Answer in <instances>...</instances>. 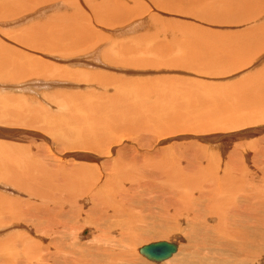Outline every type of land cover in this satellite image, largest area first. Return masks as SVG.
<instances>
[{"label":"rangeland","instance_id":"rangeland-1","mask_svg":"<svg viewBox=\"0 0 264 264\" xmlns=\"http://www.w3.org/2000/svg\"><path fill=\"white\" fill-rule=\"evenodd\" d=\"M2 1L0 264L78 258V248L155 264L139 248L181 252L178 232L131 236L159 216L180 220L192 193L229 172L263 193L264 0Z\"/></svg>","mask_w":264,"mask_h":264},{"label":"bare ground","instance_id":"bare-ground-1","mask_svg":"<svg viewBox=\"0 0 264 264\" xmlns=\"http://www.w3.org/2000/svg\"><path fill=\"white\" fill-rule=\"evenodd\" d=\"M3 1L0 0V10L4 9V6H6L7 4H3ZM30 2V1H29ZM28 2V3H29ZM16 3V2H15ZM22 3V2H21ZM27 3V4H28ZM26 4V3H25ZM26 4V5H27ZM31 6V5H30ZM104 6V5H103ZM124 7V6H123ZM69 8V7H68ZM2 12V11H1ZM0 12V13H1ZM74 18V17H73ZM60 19V18H57ZM76 19V18H75ZM74 19V20H75ZM71 20V19H70ZM57 21V20H55ZM72 22L74 23V21L72 20ZM52 25L54 24V22L51 23ZM74 25H76L74 23ZM53 27V26H52ZM75 28V27H74ZM78 28V26H77ZM64 31V30H63ZM42 32V31H41ZM51 35V34H50ZM63 35V34H61ZM52 37V36H50ZM46 40V39H45ZM52 40V39H51ZM51 40H46L48 43L49 41L51 42ZM43 41V40H42ZM49 42V44H50ZM45 43V44H46ZM26 45V43H23ZM54 44V43H53ZM24 45V46H25ZM56 45V44H54ZM64 46V45H63ZM62 46V47H63ZM30 47V45H29ZM68 47V46H67ZM32 48V47H31ZM36 48V47H35ZM33 48V49H35ZM56 48V47H55ZM65 49V48H63ZM37 50V49H36ZM41 50V49H40ZM57 51V50H56ZM14 52V51H13ZM12 55V54H11ZM16 55V54H15ZM13 56V55H12ZM65 56V54H64ZM17 57V56H16ZM19 57V55H18ZM28 57V56H27ZM58 59V58H57ZM25 60V58L23 59ZM27 60H30L27 59ZM11 61V60H10ZM14 61V59H13ZM12 64L15 63V61ZM18 61V60H17ZM67 61V60H66ZM25 62V61H24ZM33 62V60L31 61ZM18 63V62H16ZM15 63V64H16ZM19 64V63H18ZM32 64V63H31ZM44 64V63H43ZM23 65H25V68L30 67L31 65L29 63V65H27V63H23ZM15 66V65H14ZM20 66V65H19ZM33 66V65H32ZM15 69H17V67H14ZM24 68V67H23ZM22 70V67H21ZM26 70V69H25ZM38 71V70H37ZM43 72V71H42ZM57 72V71H56ZM61 72V71H60ZM26 74V73H25ZM58 74V73H57ZM18 75V74H17ZM40 75V73H39ZM65 73L64 71H62V73H59V75H57L59 77H64ZM15 77V76H14ZM78 77H80V74L78 75ZM16 79L18 77H15ZM12 79V78H11ZM264 80V79H263ZM262 80V81H263ZM260 81V80H259ZM258 89V88H257ZM132 90V89H131ZM140 93V92H139ZM184 93V92H183ZM118 95V94H117ZM207 96V95H204ZM65 97V96H64ZM67 97V96H66ZM90 97V96H89ZM119 97V96H118ZM22 101V100H21ZM68 99L65 98V100H62V102H66L67 103ZM167 101V100H166ZM61 102V103H62ZM87 103H89L91 105L90 102H88L86 100ZM93 103V101H92ZM217 103V102H216ZM240 103V102H239ZM81 105V104H80ZM241 105V104H240ZM92 106V105H91ZM98 105H94V107H96ZM230 106V105H229ZM73 111L78 114L79 111L81 110L78 107L73 106ZM98 108V107H97ZM15 111V110H14ZM238 111V110H237ZM262 113V112H261ZM235 114V113H234ZM260 115V114H259ZM77 118H80L81 116L76 115ZM249 118V116H248ZM251 119V118H249ZM76 121V119H75ZM99 121V120H98ZM248 121V119H247ZM60 123V121H58ZM97 128V127H96ZM218 129V128H217ZM67 130V129H66ZM71 130V129H70ZM69 131V130H68ZM85 131V130H84ZM235 131V130H234ZM12 132V131H11ZM64 132V129L63 131ZM66 132V131H65ZM61 133V132H60ZM70 133V132H69ZM90 133V132H89ZM71 134V133H70ZM93 134V133H92ZM96 134V133H94ZM100 134L97 136L99 138ZM63 134H61L62 136ZM103 135V134H102ZM237 135V134H236ZM218 136V135H217ZM238 136V135H237ZM228 137V136H227ZM232 137V136H231ZM213 138V136H212ZM229 138V137H228ZM228 138H226L228 140ZM226 140V142H227ZM201 141V140H200ZM207 142V141H206ZM229 142V141H228ZM247 144V143H246ZM196 145V144H195ZM10 146V145H9ZM211 146V145H210ZM3 148V147H2ZM6 148V146L4 147ZM8 149V147H7ZM231 149V148H230ZM236 149V148H235ZM13 150V149H11ZM2 151V150H1ZM0 151V152H1ZM6 150L3 149V153L8 154L11 153L10 152V148L9 150H7L8 153H5ZM14 151V150H13ZM12 151V152H13ZM200 151V150H199ZM205 153V152H204ZM14 154V152H13ZM2 154H0L1 157ZM220 155V154H219ZM15 156V155H14ZM20 156V155H19ZM204 156V155H203ZM9 157V156H8ZM11 157V155H10ZM203 158V157H202ZM218 158V157H217ZM236 158V157H235ZM7 159V158H6ZM5 159V160H6ZM10 159V158H9ZM12 159V158H11ZM14 159V158H13ZM200 159V158H198ZM197 159V160H198ZM204 159V158H203ZM201 159V160H203ZM212 159V158H211ZM220 159V158H219ZM237 159V158H236ZM15 160V159H14ZM205 160V159H204ZM214 160V159H213ZM218 160V159H217ZM222 160V157H221ZM12 161V160H10ZM9 161V162H10ZM27 161V159H26ZM220 161V160H219ZM218 161V163H219ZM0 162L3 163V161L0 159ZM21 162V161H20ZM202 162V161H201ZM206 162V161H204ZM212 163L214 161H211ZM233 162V161H232ZM12 163V162H10ZM15 163V162H14ZM26 163V162H25ZM199 163V161H198ZM210 162H208L207 164L204 163L203 165L205 166V170H207V166ZM215 163V162H214ZM210 165V169H212V167H214L218 172H219V168H218V164H214ZM5 164V163H4ZM13 164V163H12ZM207 166H206V165ZM221 165V163H220ZM10 166H15V165H10ZM96 166V165H95ZM212 166V167H211ZM226 166V165H225ZM80 167V166H78ZM84 167V166H82ZM203 167V166H202ZM201 167V168H202ZM7 168V167H6ZM30 168V167H29ZM89 168V166H88ZM92 168V167H91ZM95 168V167H94ZM93 168V169H94ZM224 168V167H223ZM12 169V167H11ZM8 169V170H11ZM15 169V167H14ZM72 169V168H71ZM204 168H202L203 170ZM198 171L200 169H197ZM196 170V171H197ZM209 170V169H208ZM213 170V169H212ZM233 171L235 169H232ZM231 170V172H232ZM15 171V170H14ZM97 171V170H96ZM184 171V169H183ZM204 171V170H203ZM223 171V169H222ZM227 171V170H226ZM230 171V170H229ZM86 172V171H85ZM225 172V168L224 171ZM184 173V172H183ZM187 173V172H186ZM205 173V172H204ZM234 173V172H233ZM16 174V172L14 173ZM20 174V173H19ZM26 174V173H25ZM78 174V173H77ZM190 174V173H189ZM192 174V173H191ZM195 174H197L195 172ZM218 174V173H217ZM200 175V172H199ZM202 175V174H201ZM229 175L230 172H229ZM228 174H225L223 182H219L220 178H216V183L208 186V188H206L205 190H199L200 192L197 193H192L191 197L189 198V203L188 200H186V202H184L183 204L186 205L185 207L188 209L186 210V213L183 214V216L179 219L180 220H169V215L168 217L165 218H160L158 221L160 222H153L151 221L150 225L153 223V226H151L150 228H146L144 227L143 229H140L137 232L136 236H131L132 239H134V241L136 240H142V238H156L158 239V237H168L171 233H173V230L175 229L176 233L178 232V236L180 235V240L183 243L184 246V250L180 252V247L172 242H163V241H158V242H153L147 245H144L142 247L139 248L138 252L139 254L145 258L147 261L155 263V264H159L162 263L164 261H166L164 264H264V191L262 193V191L257 192L256 191V186H251V191L252 193H249L248 190H242L244 187H242V183L241 185H239V182H242V179L240 181V177H237L235 175H231L229 176ZM185 176V175H184ZM228 176V178L226 177ZM239 176V175H238ZM26 177V176H25ZM69 177V176H68ZM86 177V176H85ZM182 177V176H181ZM195 177V176H194ZM96 178V177H95ZM94 178V179H95ZM98 178V177H97ZM184 178V177H183ZM188 178V177H187ZM190 178V177H189ZM193 178V177H191ZM190 178V179H191ZM197 178V177H196ZM99 179V178H98ZM201 178H197L196 181H198ZM38 180V179H37ZM189 180V179H188ZM205 180V179H204ZM203 180V181H204ZM184 181V180H183ZM182 181V182H183ZM194 181V180H192ZM200 181V180H199ZM198 181V182H199ZM259 181V180H258ZM97 182V181H96ZM197 182V183H198ZM205 182V181H204ZM261 182V181H260ZM203 183V182H202ZM64 184V183H63ZM195 184V181L193 182V185ZM65 185V184H64ZM178 185V184H177ZM191 185V186H193ZM250 185V184H249ZM248 185V186H249ZM73 186V184H72ZM80 186V185H79ZM190 186V185H189ZM196 185H194L195 187ZM201 186V184L199 185ZM206 186V185H204ZM74 187V186H73ZM180 187V184H179ZM193 187V188H194ZM198 186H196L197 188ZM262 187V186H261ZM81 188V186H80ZM78 187L79 190H82L83 188L80 189ZM191 188V187H190ZM195 188V189H196ZM39 189V188H38ZM173 189V188H172ZM262 190V189H261ZM264 190V188H263ZM36 191V190H35ZM71 191V190H70ZM77 191V190H76ZM250 191V192H251ZM56 192V191H55ZM72 192V191H71ZM80 192V191H79ZM190 192V191H189ZM195 192V191H194ZM73 193V192H72ZM179 193V192H178ZM188 193V192H186ZM191 194V192H190ZM90 195V194H89ZM184 196V195H183ZM3 197V196H2ZM75 197V196H74ZM77 197V194H76ZM106 197V196H105ZM9 198V197H8ZM89 198V197H88ZM180 198V197H179ZM4 199V198H3ZM83 200V199H82ZM91 200V199H90ZM179 200V199H178ZM6 202V201H5ZM4 202V203H5ZM56 202V201H55ZM59 202V201H58ZM63 202V201H62ZM126 202V201H125ZM179 203V201H178ZM7 204V203H6ZM70 204V203H69ZM74 204V203H73ZM129 204V203H128ZM182 204V206H184ZM5 206V205H4ZM10 205H6L5 207H9ZM181 207V206H180ZM185 207H182L185 208ZM1 208V207H0ZM11 208V207H10ZM7 210V209H6ZM171 210V207H170ZM174 210V209H173ZM177 210V209H176ZM14 211V210H12ZM119 211V210H118ZM169 211V210H168ZM182 212L185 210H181ZM3 212V211H2ZM16 212V211H15ZM28 212V211H27ZM175 212V211H174ZM180 212V211H179ZM180 212V213H182ZM8 213V212H7ZM18 213V212H17ZM49 213V212H48ZM47 213V214H48ZM184 213V212H183ZM14 215V214H13ZM161 215V214H160ZM177 215V214H176ZM182 215V214H180ZM5 216V215H4ZM9 216V215H7ZM38 216V215H37ZM36 216V217H37ZM166 216V214H165ZM28 217V216H27ZM42 218H35L32 219L30 218V222L32 221V224L37 227L40 228L41 227V222L40 220L44 219V216H40ZM66 217V216H65ZM98 217V216H97ZM175 217V216H174ZM154 218V217H153ZM152 218V219H153ZM158 218V217H157ZM171 218V217H170ZM176 218V217H175ZM16 219V218H15ZM48 218H46L47 221ZM1 220V219H0ZM7 220V219H6ZM82 220V219H81ZM85 220V219H84ZM125 220V219H123ZM43 221V220H42ZM45 221V220H44ZM43 221V222H44ZM49 221V220H48ZM108 221V220H107ZM12 221H10L11 223ZM15 222V221H13ZM29 222V223H30ZM120 222V221H119ZM16 223V222H15ZM49 223V222H48ZM84 223V222H83ZM82 223V225H83ZM88 223V222H87ZM46 224V222L44 223V225ZM113 224V223H112ZM59 225V224H58ZM87 225V224H85ZM116 225V224H114ZM118 227L120 224H117ZM116 225V226H117ZM155 225V226H154ZM173 225V226H172ZM29 226V225H28ZM43 226V225H42ZM64 226V225H63ZM110 226V225H109ZM25 227V226H24ZM31 227V225H30ZM59 227V226H58ZM116 227V228H118ZM62 228V227H61ZM92 228V227H91ZM113 228V227H112ZM67 229V227H66ZM82 229V228H81ZM79 229V230H81ZM69 230V229H68ZM83 230V229H82ZM112 230H115V228H113ZM48 231V229H47ZM124 231V230H123ZM133 232V231H132ZM112 233V232H110ZM121 233V232H120ZM180 233V234H179ZM52 234V233H51ZM92 234V233H91ZM91 234L89 233L88 236ZM122 234V233H121ZM2 235V234H1ZM75 235V234H74ZM105 235V234H103ZM173 235V234H172ZM24 236V235H23ZM69 236V235H68ZM124 236V234H123ZM129 236V235H128ZM66 237L65 233L63 234L62 237L59 238V241H61V243L64 245V243L67 242V240L65 241L64 238ZM105 237V236H104ZM110 237V236H109ZM120 237V235H119ZM127 237V236H126ZM130 237V236H129ZM1 238V236H0ZM24 238V237H23ZM49 238V237H48ZM53 238V237H51ZM76 239H78L77 237H75ZM111 238V237H110ZM123 238V237H122ZM125 238V237H124ZM130 238V239H131ZM169 238V237H168ZM171 238V237H170ZM17 239V238H16ZM14 239V241H12L13 243L15 242L16 245L17 243H19V239ZM22 239V236H21ZM20 239V240H21ZM26 239V238H25ZM112 239V238H111ZM6 240V239H5ZM48 240V239H47ZM114 240V238H113ZM125 240H127L125 238ZM179 240V239H178ZM58 241V240H57ZM58 241V243H59ZM119 241V240H118ZM22 242V241H21ZM73 242V241H72ZM115 242H117L115 240ZM122 242V241H120ZM119 242V245H120ZM128 242V241H127ZM180 242V241H179ZM12 243V246H13ZM14 243V244H15ZM47 242H45L46 244ZM114 242H112L113 244ZM3 244V243H2ZM7 244V243H6ZM40 244V243H39ZM48 244V243H47ZM124 244L126 245V243L124 242ZM123 244V245H124ZM128 244V243H127ZM22 245V244H21ZM20 245V246H21ZM49 245V244H48ZM55 245H58L55 243ZM76 245V242H75ZM74 245V246H75ZM91 245V244H90ZM117 245V244H116ZM114 245V246H116ZM140 245V244H139ZM157 245H160L159 248H171L173 249L172 253L170 254V256L166 259H162V260H150V256L146 255V251L145 248H149L151 251H154L157 247ZM51 246V244H50ZM66 246V245H64ZM127 246V245H126ZM131 246V245H130ZM134 246H136L134 244ZM9 247V245L7 246ZM53 247V246H52ZM58 247V246H57ZM97 247V246H95ZM125 247V246H124ZM123 247V248H124ZM138 247V245H137ZM11 248V247H10ZM66 248V247H65ZM98 248V247H97ZM111 248V247H110ZM118 249V247H115ZM130 248V247H129ZM183 248V247H182ZM1 249V247H0ZM6 249V248H5ZM9 249V248H8ZM12 249H16V248H12ZM10 249V250H12ZM22 250L21 253L23 252V249H21L18 245L16 250ZM26 249V248H25ZM40 249V248H39ZM77 249V248H76ZM90 249V248H89ZM120 249V248H119ZM125 249V248H124ZM128 249V248H127ZM135 249V248H134ZM179 249V250H178ZM56 250V249H55ZM79 251H77V253H81V255L85 252V250L78 248ZM91 250V249H90ZM97 250V249H96ZM99 250L101 251L102 255H105V252L108 251V249L102 250L101 248H98V251H96L95 253H91L90 256H93V258H81L79 255V257L77 258H61V254H59V258H40V259H36V261L33 264H114V258H103L100 257V253ZM123 250V249H122ZM149 250V251H150ZM2 251V250H0ZM95 251V250H94ZM116 251V250H115ZM128 251V250H127ZM126 251V252H127ZM179 251V252H178ZM4 252V251H3ZM7 252V251H6ZM45 252V251H44ZM47 252V251H46ZM58 252V250H57ZM89 252V251H88ZM93 252V251H92ZM2 253V252H1ZM26 253V252H24ZM41 253V252H40ZM87 253V252H86ZM3 254V253H2ZM1 254V255H2ZM55 254V253H54ZM70 254V253H69ZM89 254V253H88ZM25 255V254H24ZM107 255V254H106ZM20 256V255H19ZM57 256V254H56ZM120 256V255H119ZM125 256V255H123ZM22 257V256H21ZM20 257V258H21ZM46 257V256H44ZM105 257V256H104ZM122 258V257H121ZM12 259V258H11ZM19 259V258H18ZM17 259V260H18ZM118 259V258H117ZM120 259V258H119ZM170 259V260H169ZM134 260V259H133ZM133 260H131L130 263H126V264H136L135 262H133ZM168 260V261H167ZM19 261V260H18ZM28 261V260H27ZM32 261V259H31ZM10 262V261H9ZM25 262V261H24ZM123 262V261H121ZM25 264V263H24ZM29 264V263H28ZM116 264V262H115ZM139 264H144L139 262Z\"/></svg>","mask_w":264,"mask_h":264},{"label":"water","instance_id":"water-1","mask_svg":"<svg viewBox=\"0 0 264 264\" xmlns=\"http://www.w3.org/2000/svg\"><path fill=\"white\" fill-rule=\"evenodd\" d=\"M158 248H156L154 251H151L149 248H145L146 255L150 256V260H162L166 259L170 256L173 249L169 248H159L160 245H157ZM150 250V251H149Z\"/></svg>","mask_w":264,"mask_h":264}]
</instances>
